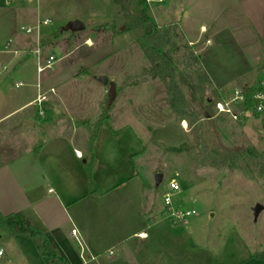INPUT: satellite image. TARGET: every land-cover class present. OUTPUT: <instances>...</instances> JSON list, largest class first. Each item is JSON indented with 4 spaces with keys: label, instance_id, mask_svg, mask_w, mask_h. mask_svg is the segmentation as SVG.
<instances>
[{
    "label": "rangeland",
    "instance_id": "rangeland-1",
    "mask_svg": "<svg viewBox=\"0 0 264 264\" xmlns=\"http://www.w3.org/2000/svg\"><path fill=\"white\" fill-rule=\"evenodd\" d=\"M232 1L51 0L43 6L44 14L50 16L52 23L41 25L39 35L36 32L32 35L39 37L43 44V59L56 56L54 66L40 77L45 92L51 87L56 90L45 102V112L49 106L51 119H56L54 108H64L61 120L55 124L49 121L48 131L42 137L72 140V150L77 147L86 152L92 133L85 124L97 122L108 104L109 85L98 80L105 75L116 82L118 94L109 107L110 119L98 131L96 172L109 182L112 173L126 176V168L136 169L142 182L148 184L147 194L157 213H166L168 223L164 198L171 191L169 182L173 179L181 188L174 196L176 203L197 209L198 215L187 224H173V230L165 231L164 238L160 236L167 242L158 245L160 250L163 248L161 254L173 264L181 261L178 258L183 252L187 264H238L249 256L264 255V178L259 176L257 160L243 153L252 145L264 155V113H247L242 105H234L239 116V120H234L229 115L217 114L213 104L221 98L230 99L234 88L243 91L247 87L255 88L264 76V69L258 72L246 61L248 56L243 49H254L257 38L241 9L243 4L255 17L257 30L254 31L261 33L264 32V19H260L264 3L241 0L244 2L241 6L229 8L219 21L220 24L230 22L229 30L210 41L212 27L209 34L191 42L181 26L186 11L196 28L203 22L209 25L213 22L212 12L210 9L206 12L205 7L216 3L220 8ZM68 15L84 16L86 30L66 31L67 22L61 23L57 18ZM146 19L158 28H177L173 38L177 51L170 45L163 52L168 51L172 57L177 80L187 97L188 114L184 117L172 111L167 83L155 75L152 63L144 54L143 46L148 45L145 36L151 28ZM36 25L27 20L18 21L6 40L14 38L15 33L25 35L23 26ZM3 49L0 48V69L5 56L1 54ZM31 64L36 75L37 61L32 60ZM201 70L210 77L204 94L195 88L199 84L196 73ZM209 98H212L210 106ZM8 108L0 97V110ZM73 124L78 127L74 132ZM3 139L0 138V151ZM110 145L115 147V154L110 153L112 160L107 158ZM236 156L239 160L235 163L232 159ZM224 160L226 165L221 163ZM79 163L83 165V160ZM157 173L164 176L159 187L155 185ZM120 180L118 177L117 182ZM257 206L262 207L259 213H256ZM8 221L11 223L9 234L24 230L15 218ZM177 235L184 239L185 245L191 243L196 248V261L190 251L177 250L171 239ZM10 241L4 234L0 237V247L6 253ZM14 246L17 245L12 238ZM110 257L108 252L104 253L105 260Z\"/></svg>",
    "mask_w": 264,
    "mask_h": 264
},
{
    "label": "crops",
    "instance_id": "crops-1",
    "mask_svg": "<svg viewBox=\"0 0 264 264\" xmlns=\"http://www.w3.org/2000/svg\"><path fill=\"white\" fill-rule=\"evenodd\" d=\"M46 1L51 0H0V48L4 47L1 54L5 55L1 64L8 67L0 76V97L9 105L7 110H0V138L5 140L0 151V215L7 221L15 218L18 225L24 228L16 235L9 234L11 228L2 229L0 237L4 234L11 240L7 257L16 264H173L161 254L163 248L160 250L158 245L167 243L162 239L163 234L175 227L170 219L169 223L165 219L166 213H157L147 194L148 184L142 182L136 169L126 168V176L112 173L108 182L96 172L99 140H96L92 153L88 140L84 152L77 147L72 150V140H45L42 137L48 131L47 123L59 122L64 114V108H54L58 117L51 119L47 106L45 115L40 116L31 104L38 93L44 91L41 75L37 72L34 75V64H31L32 60L38 64V59L31 52L39 45L42 49L43 44L39 42V37H32L33 34L15 33L14 38L8 40L6 35L18 21L23 20L36 23L35 27H26L35 28L39 35V24L47 19L51 21L50 16L44 14ZM261 2L264 3V0ZM242 3L241 0H233L220 8L216 3L210 8L205 7L206 12L210 9L213 13H210L213 22L209 25L200 23L197 28L193 25L191 14L186 11L181 18L182 31L189 41L195 42L212 29L210 41L229 30L230 22L220 24L219 21L229 8ZM241 9L257 30L253 22L255 17L243 4ZM82 17L68 15L57 19L68 23L76 19L82 21ZM260 19H264L263 13ZM254 30L252 34L257 38L256 47L243 50L248 56L246 61L257 69L264 57V32L256 33ZM10 40L12 44L8 51L5 46ZM20 82L25 85L18 87ZM71 127L73 132L78 129L74 124ZM114 148L110 145L107 152L110 160L113 159L110 155L115 154ZM77 151L82 152L83 157H78ZM129 157H132L131 154ZM81 160L83 165L79 163ZM118 177L122 179L119 182ZM75 228L77 235L72 233ZM12 238L17 245L14 248ZM171 239L178 251H190L193 254L191 258L196 259V248L191 243L185 245L184 239L178 235ZM106 252L111 259H104ZM82 255L86 257V263ZM185 256L184 252L181 253L178 264H187ZM238 264H264V255L249 256Z\"/></svg>",
    "mask_w": 264,
    "mask_h": 264
},
{
    "label": "trees",
    "instance_id": "trees-1",
    "mask_svg": "<svg viewBox=\"0 0 264 264\" xmlns=\"http://www.w3.org/2000/svg\"><path fill=\"white\" fill-rule=\"evenodd\" d=\"M148 23L151 25V28L148 30L147 35L145 36V41L148 45L143 46V51L145 56L152 63V69L155 75H158L163 81L167 83V91L169 94V104L172 111L179 117H184L187 115V97L186 94L177 80L178 74L173 62L172 57H170L168 51H164L168 46L173 45L174 51H177V43L173 41V38L176 35L177 28L173 27H163L158 28L152 21L146 19ZM192 58H195L193 52L190 53ZM197 61V60H196ZM264 69V59L257 67V71L261 72ZM199 84L195 85V88L199 93L204 94L206 90V85L210 83V77L206 71H199L196 73ZM259 80L256 84H258ZM246 95V108L250 109L253 106V95L254 88L247 87L245 89ZM212 102L209 103V106ZM209 109H211L209 107ZM110 119V108L107 106L104 108V111L100 117V119L95 123H86L85 127L91 131L92 137L89 142V149L93 153L95 148V143L98 137L99 129L106 125L108 120ZM245 155H248L257 160L259 163V176L264 178V155L254 146L250 145L243 150ZM235 163L236 160H239V157L236 156L232 159ZM223 165L227 164V161H221ZM234 163V164H235ZM11 224L6 218L0 215V230L1 229H10Z\"/></svg>",
    "mask_w": 264,
    "mask_h": 264
},
{
    "label": "built area",
    "instance_id": "built-area-1",
    "mask_svg": "<svg viewBox=\"0 0 264 264\" xmlns=\"http://www.w3.org/2000/svg\"><path fill=\"white\" fill-rule=\"evenodd\" d=\"M51 21L49 19L44 20L39 24L40 25H48ZM25 33L27 35H31L35 32V28L33 27H25L23 28ZM12 40H10L7 45L5 46V50L10 51L11 49ZM32 55L38 59L37 64V73L39 75L43 74L46 70L51 69L55 62H56V56L55 55H49L46 59L42 58V49L41 45L37 46L36 49H34L32 52ZM8 69L7 66H3L2 69H0V76L6 72ZM25 83H18L17 86H24ZM40 87V85H39ZM56 90L54 88H51L49 91H40L36 97V99L31 103L34 105L38 110V115L44 116L45 115V109L44 104L46 101L49 100L51 94H55ZM214 109L217 114H226L231 116L234 120H239L238 114L234 110V105L237 106H243L244 110L248 113L250 111L257 113V114H263L264 113V78L260 79L256 87L254 88V95H253V106L250 109L246 108V95L245 91H243L240 88H234L231 92V98H221L219 100H216L214 103ZM186 123V120L183 121V124ZM184 126H186L184 124ZM78 157H83L82 152L77 151L76 152ZM169 187L171 191L167 192L164 198L165 202V208L167 211V214L170 218V220L173 222V224H185L187 223L191 218L198 215V211L196 208H187V207H181L179 206L176 201L174 200V196L177 192L180 191V185L177 182V180L173 179L169 182ZM73 235H77V229L72 230ZM111 254H113V251H111ZM84 263H86V257L84 255L81 256ZM0 264H15L11 259L7 257L6 250L2 247H0Z\"/></svg>",
    "mask_w": 264,
    "mask_h": 264
},
{
    "label": "water",
    "instance_id": "water-1",
    "mask_svg": "<svg viewBox=\"0 0 264 264\" xmlns=\"http://www.w3.org/2000/svg\"><path fill=\"white\" fill-rule=\"evenodd\" d=\"M85 29H86L85 24L79 19L71 20L65 26L66 31H72V32H81V31H84ZM98 80L100 82L104 83L105 85H109L108 106L111 107L113 105L114 101L116 100L117 94H118L116 82L110 81L108 79V77L105 75L99 76ZM209 102H212V98H209ZM57 112L60 113V111H57ZM163 178H164V176L162 173L156 174V177H155L156 187H159L161 185ZM261 210H262L261 206L256 207V213H259Z\"/></svg>",
    "mask_w": 264,
    "mask_h": 264
}]
</instances>
